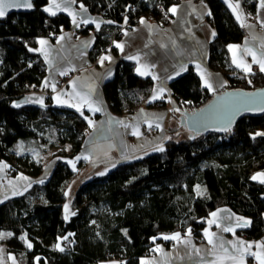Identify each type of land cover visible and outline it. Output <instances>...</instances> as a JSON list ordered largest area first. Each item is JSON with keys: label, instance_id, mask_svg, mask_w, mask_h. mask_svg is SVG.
<instances>
[{"label": "trees", "instance_id": "16d2710c", "mask_svg": "<svg viewBox=\"0 0 264 264\" xmlns=\"http://www.w3.org/2000/svg\"><path fill=\"white\" fill-rule=\"evenodd\" d=\"M179 1L76 0L90 13L106 19L95 31L91 60L96 61L108 49L116 51L114 43L124 35V24L132 27L135 18L144 17L166 23L164 14L170 18L168 9ZM205 1L216 30L209 44V66L225 77L226 89L263 87L264 73L237 70L230 61L228 46L241 43L245 29L223 0ZM48 2L34 0L33 12L0 20V161L5 162L10 178L24 175L39 179L46 168L45 152L57 149L51 158L55 160L51 173L43 183L36 182L0 204V233L13 234L0 239L7 256H13L18 264H37V258L38 264H100L113 259L119 264H141L156 242L167 247L173 244L162 238L165 235L179 232L188 236L190 228L195 242L203 243L209 217L221 207L251 222L235 234L263 238L264 183L252 177L264 171V136H255L264 132V115L243 118L227 134L208 133L190 139L189 132L178 124L180 113L174 111L176 124L169 130L171 139L165 142L163 152L154 150L121 162L109 173L84 182L72 201L75 215L65 219V193L85 167L80 161L75 171L68 160L80 155L90 130L84 117L91 113L85 110L81 115L72 108L53 106L50 97L45 107L15 105L27 93L39 91L47 75L43 58L30 50L35 49L37 39H55L72 25L69 15L52 16L44 11ZM243 3L253 14L258 0ZM92 31L90 24L78 34ZM154 84L151 77L136 72L133 61L120 59L114 76L104 83L103 93L110 111L123 117L143 107L166 106L165 98L149 102ZM170 89L178 108L188 111L202 107L214 95L193 66L172 79ZM177 133L185 137L179 139ZM58 243L63 251L55 247Z\"/></svg>", "mask_w": 264, "mask_h": 264}, {"label": "crops", "instance_id": "0c3cea01", "mask_svg": "<svg viewBox=\"0 0 264 264\" xmlns=\"http://www.w3.org/2000/svg\"><path fill=\"white\" fill-rule=\"evenodd\" d=\"M223 1L228 6L226 0ZM231 2L233 4L237 2L240 4L246 23L252 25L251 28L243 27L246 36L241 43L234 45H240L241 48H243L247 41V46L253 48L259 55L260 45L264 42V27L261 26V22L264 21V9L260 7L259 0L256 11L253 14L245 8L243 0H231ZM50 5L51 0H49L45 8ZM80 5L81 4L77 3L71 5V10L80 13L85 18L91 17L95 19L96 22L100 23V27L106 22L105 17L101 14L90 13L85 6L84 8L87 9V12L84 13ZM173 5L179 6V12L176 15L169 12L170 18L166 23L158 22L150 17L142 18L139 23L126 30L121 39L115 41L114 47L116 51L108 49L94 62L91 60L90 56L95 42V31L98 30L94 23H88L86 25L81 24L79 27H76L72 23L70 29H63L55 39L43 36L36 41L35 49L44 48L50 54L49 59L46 60L41 52L36 51L46 63L47 75L39 91L27 93L21 99L17 100L15 105L45 107L47 105V98L50 97L53 106L77 110L75 107H69L68 104L57 103L55 97L59 95L61 100L75 103V99L67 95V93L73 92L72 82H75V91L82 94L87 93L89 88L94 86L95 93L92 94V99H99L102 101V111L95 113L90 111L91 116H89V118L94 122L95 127L90 126V130L80 152V157H90L89 160H86V167H91L93 175H96V171L100 169L103 170L113 165L116 166L121 162L137 159L154 151L158 146H164L165 142L168 140L164 139V137H169L168 130L174 125L173 122H176L173 109L178 108L177 101L171 93L170 82L177 77L175 71L179 70L181 65H184L186 70L188 67L193 66L200 78L201 75L197 70V65L199 64L201 68H206L207 71L212 74L211 82L215 91H210L213 94L226 89L227 82L225 77L209 66V44L215 38L216 30L209 20L210 15L208 13H211V10L208 3L206 1L197 2L196 0H181ZM228 8L236 18L237 14L234 13L229 6ZM57 13L69 15L67 11H57ZM70 18L72 20L71 16ZM79 18L78 16L77 19ZM142 20L146 23H141ZM237 21L241 25V22L239 20ZM90 24L93 26V31L90 34H78L80 28ZM149 25L151 27H149ZM213 32H215L214 36L212 35ZM60 36H64L65 39L59 40ZM40 40H46L48 44L41 45L39 43ZM87 41H91V43L85 47L84 42ZM118 43L124 45L123 51L116 47ZM108 55L112 57V60H106L103 66H101L98 62L100 57ZM129 56L139 57L141 64L152 66V73L159 77L158 80H154V89L157 85L166 88L163 94V97L167 100L165 107H143L135 114L123 117L116 116L110 111L104 97L103 85L108 79L114 76L120 59L133 61L136 68L140 66L135 59H128L127 57ZM229 57L232 63V52L230 51ZM245 59L251 65V72L254 66H257L259 69V65L252 62L251 56H247ZM232 65L237 70L243 71L241 68H237L233 63ZM186 70L181 71V74ZM61 71L67 74L61 75ZM169 75H172L173 78L167 79ZM149 77L152 78L151 75H149ZM61 78H66L67 82L64 86L59 87L58 83ZM45 80L48 81L47 86L44 85ZM201 81L203 84L202 78ZM53 84L55 85V91H53L52 88ZM221 84H223V87H220ZM159 99L160 98L156 100ZM85 110L89 109L86 106L82 107V111L84 112ZM153 114H156L159 119H154ZM145 116H147L149 121L153 122L151 130L148 129L147 124L144 122ZM119 121H124L125 124L133 126L138 123L139 129L143 135L140 137L132 135L133 128H126L118 123ZM157 122L160 123L163 131L155 127V123ZM147 131L150 132V135L145 136V132ZM93 149H95V151H93ZM0 165L3 166L2 169H0V203H2L7 198L23 194L28 189L17 193L16 191L20 186L19 182L21 181L19 180H21V178L7 177L5 162L0 161ZM261 172L264 171H259L255 175ZM49 175L46 176L43 174L42 178H48ZM14 192L16 194H13ZM214 212L219 214V226L217 223H214L211 226L209 225L206 230L216 234V242L220 240L235 242L239 239L253 244L252 251H258L255 245L264 242V237L261 239H248L245 235L240 236L235 233L233 234V232L223 231V228L227 226L234 227L235 232L248 228L250 224L247 227L235 226L236 217H242L249 221L248 218L235 214L228 207H221ZM229 216L232 217L231 220L224 219V217ZM210 219H212L211 215L209 217V220ZM190 240L191 246L187 248L184 243H177L171 248L163 247V252L156 251L157 246L160 247L161 245L155 244L153 247L155 255L153 254L152 256L143 258L141 264L143 261H151L153 264H209V262L215 259L213 255V246L208 243V237L205 236V241L200 244L195 243L192 238ZM225 247H227L229 251H232L231 245L225 243ZM195 249H200V251L197 253ZM216 252L221 254L219 249H216ZM8 257L10 258L13 256L8 255ZM248 259H251L252 264H258L251 256L246 257V264H248ZM11 264H13V260ZM225 264H229V262H225Z\"/></svg>", "mask_w": 264, "mask_h": 264}, {"label": "snow or ice", "instance_id": "6c2138e0", "mask_svg": "<svg viewBox=\"0 0 264 264\" xmlns=\"http://www.w3.org/2000/svg\"><path fill=\"white\" fill-rule=\"evenodd\" d=\"M228 3V6L232 9L234 13H236V18L241 22L242 27H249L251 28L252 25H248L246 23V20L243 16L242 9L240 8V4L237 2L233 4L231 0H226ZM76 0H51V5L49 7H46L44 11L48 12L50 15L55 16L57 14V11H67L68 14L72 17V23L76 26L79 27L81 24H88V23H94L96 28H100V23L96 22L95 19L88 17L85 18L82 16L80 13L72 11L71 10V5L75 4ZM260 7L264 9V0H259ZM33 7L32 0H0V17H4L7 14V9L10 8H28L31 9ZM80 8L83 10L84 13L87 12V9L84 8V5L81 4ZM168 12L172 13L173 15H176L179 12V6L173 5L168 9ZM209 15L211 13H208ZM80 17L77 19V17ZM110 23V22H109ZM141 23H146L145 21H141ZM261 26L264 27V21L261 22ZM149 27H151L149 25ZM212 35H215V32L212 33ZM64 36H60L59 40H64ZM39 43L41 45H47L48 41L46 40H40ZM85 47H87L88 44L91 43V41L84 42ZM248 42H245V46L241 48L240 45H229V51L232 52V63L237 67L241 68L244 72L246 73H251V65L247 62L245 57L251 56L252 57V62L259 65V71L264 73V42L261 43L260 45V54H257V51H255L253 48L248 47ZM116 47L123 51L124 45L123 44H116ZM31 51H38L41 52L45 59H49V52L46 51L44 48L40 49H30ZM128 59H135L137 63L140 65L139 67L136 68V72L141 75V76H152L153 80H158L159 77L156 76L155 74L152 73L151 65L147 64H141L140 63V58L135 57V56H129L127 57ZM111 61L112 57L110 55L108 56H102L99 59V63L101 66H103L105 61ZM186 70L184 68V65L180 66L179 70L175 71V75L179 76L181 74V71ZM197 70L199 71L201 78L203 80L204 87L208 88L209 90L215 91L213 84L211 82L212 74L207 71L206 68H201L200 65H197ZM61 75L67 74L64 71H61ZM173 76L169 75L167 79H172ZM73 83V92L67 93L69 97H73L75 99V103H69L67 100H61L60 96L58 95L55 97L57 103H63V104H68L69 107H75L77 111L81 112V115H83L82 107L86 106L89 111L95 113V112H100L102 111V101L99 99L93 100L92 99V94L95 93V87L92 86L89 88L87 93H80L75 91V82ZM251 83V81H249ZM44 85H48V81L45 80ZM220 87H223V84L220 85ZM53 91H55V85H52ZM166 91L165 87H162L160 85H157L155 89H153V95L151 96L149 102L155 101L156 99L164 98L163 94ZM254 94L252 93H246V94H239L238 98L236 99H226L224 102L223 106V111L219 114H217L218 119L223 122V128L222 130L224 131H229L231 128V125L235 119V116L243 111H253V110H258L261 112H264V106H260L258 108H253L252 105L254 104V99H253ZM223 99V98H222ZM42 103V101H41ZM19 107V104L16 105ZM174 111H180L179 108L173 109ZM195 115V114H194ZM154 119H159V117L156 116V114H153ZM88 121V124L92 127H95L94 122L87 116L84 117ZM147 124V127L149 130L152 129L153 127V122L149 121L147 116H145V121ZM118 123L122 124L124 127H132V135H135L137 137H140L143 135V133L140 131L138 123L137 125L133 126L130 124H125L124 121H119ZM155 127L157 129H160L163 131L161 128V125L159 122L155 123ZM179 135V133H177ZM255 136H264V132H257L255 133ZM191 138H195L194 136ZM164 139H171V137H164ZM155 151H160L163 152L164 148L163 146H158L154 149ZM95 151V149H93ZM81 158L85 160H89V156H84V157H76V160H80ZM69 163L72 164L73 169H75V161H69ZM115 165H113L114 167ZM2 165H0V169H2ZM104 172L99 173V175H104ZM26 179V178H24ZM253 180H259L261 183H264V172L258 173L257 175L252 177ZM40 183H43V180L40 181ZM13 194H16L15 192ZM66 195L68 193H65ZM198 194L202 195L203 192H198ZM7 198V197H5ZM65 219H68L67 213L69 212V206L66 204L65 206ZM71 215H75L74 212L70 213ZM212 219L208 220V224L211 226L214 223L218 224V219H219V214L217 212L211 213ZM225 220H231L232 217H224ZM236 227H247L251 222L245 220L242 217H236ZM223 231H229L235 233V228L232 226H227L223 228ZM13 235L12 233H0V239H5L7 237H10ZM188 236H191V229H188ZM205 236L208 237V243L213 246V255L215 256V259L209 264H225V262H229V264H246V257L251 256L253 257L258 264H264V242L258 243L255 245V247L258 249V251H252L253 244L248 243L243 240H237L235 242L233 241H223L220 240L219 242H216L215 237L216 234L213 232H209L208 230L205 231ZM164 240H174L177 242H181V234L179 232L171 235V236H163L162 237ZM21 239L26 240V236H22ZM63 239H67V237H64ZM155 239V238H154ZM183 243L185 247L187 248L188 246H191V240L190 239H185L183 240ZM225 243L231 245L232 251H229L227 247H225ZM27 247L31 248L32 244L30 242H27ZM56 248H59V250L63 251V248L60 247V244L55 245ZM216 249L220 250L221 254H218L216 252ZM3 249H0V252H2ZM156 251H161L163 252L162 249L157 246ZM195 251L198 253L200 249H195ZM13 260V264H15V258L10 257ZM39 262V258H37V264ZM0 264H3V258L0 257ZM142 264H153L151 261H143Z\"/></svg>", "mask_w": 264, "mask_h": 264}, {"label": "water", "instance_id": "95a60500", "mask_svg": "<svg viewBox=\"0 0 264 264\" xmlns=\"http://www.w3.org/2000/svg\"><path fill=\"white\" fill-rule=\"evenodd\" d=\"M33 7L31 9L28 8H10L7 9V14L4 17H0V20L6 19L8 16L12 14H22V13H31L35 10V3L32 0ZM252 93L254 94V104L252 107L258 108L260 106H264V86L254 89H225L219 93H215L210 101H208L205 105L200 108L195 109L194 111H188L186 109H180V117H179V126L186 129L189 132V138L197 137L199 135H205L208 133H220L227 134L232 131L237 123L245 117L258 118L264 115V112L253 110V111H243L238 113L235 116V119L231 125L229 131L222 130L223 122H221L217 114L223 111L224 102L226 99H236L239 94ZM223 98V99H222ZM195 114V115H194ZM175 125L176 122H173ZM185 137V134L183 133ZM183 137V138H184ZM194 138V139H195Z\"/></svg>", "mask_w": 264, "mask_h": 264}, {"label": "rangeland", "instance_id": "374dc122", "mask_svg": "<svg viewBox=\"0 0 264 264\" xmlns=\"http://www.w3.org/2000/svg\"><path fill=\"white\" fill-rule=\"evenodd\" d=\"M66 79V78H65ZM66 81H67V79H66ZM174 126V125H173ZM172 126V127H173ZM171 128V127H170ZM170 128H169V130H170ZM169 130H168V132H169ZM148 132V131H147ZM147 132H145V133H147ZM149 135H150V132H149ZM146 136V135H145ZM148 136V135H147ZM169 136H170V134H169ZM183 133H180L179 134V139H183ZM57 151V149L56 148H50V149H48L46 152H45V154H44V159L43 160H45L46 161V168H45V171H44V175H49V173H50V170H51V168H53V165H54V163H55V160L54 159H51L52 158V155H53V153H55ZM79 157H80V155H79ZM69 161H75V171H77V169H78V164L80 163V161H84L85 162V167L78 173V176L75 178V179H73L72 181H71V183L69 184V187H68V190H67V202H66V204L69 206V212L67 213V215H68V218L70 217V213H72V201H73V199H74V197H75V195L77 194V192H78V190H79V188L81 187V185L84 183V182H86V181H88V180H90V179H92L95 175H93V173L91 172L92 171V169H91V167H86V160H83V159H80V160H76V159H74V160H68V162ZM70 165H71V167L73 168V166H72V164L71 163H69ZM113 168H115V167H113V166H110V167H107L106 169H103V170H98V171H96V175H98V176H100L99 175V173H101V172H104L105 174H107V173H109ZM93 171L95 172V170L93 169ZM104 174V175H105ZM43 176V175H42ZM42 176L39 178V179H35V178H29V177H27V176H24V175H19V176H17L18 178H21V180H19V181H21V182H19L20 183V186L18 187V190L16 191L17 193H19V192H23L24 190H26V189H29L31 186H33L36 182H40L42 179H44V178H42ZM8 177V176H7ZM12 178H15V177H12ZM24 178H26V179H24ZM17 180V179H16ZM22 186V187H21ZM4 202V201H3ZM1 204V203H0ZM65 204V205H66ZM92 210H94V209H92ZM95 211V210H94ZM66 213V212H65ZM193 239V241L195 242V240H194V238L192 237V236H183V235H181V242H177V241H174V240H172L173 241V244L170 246V247H168V248H171L173 245H175V244H179V243H183V240H185V239ZM7 238H5V240H6ZM196 243V242H195ZM155 244H158V245H161L160 247H161V249L163 248V247H167L166 245H165V243L163 244V243H160V242H156ZM155 246V245H154ZM153 246V247H154ZM159 247V248H160ZM0 249H3V251L2 252H0V257H2L3 258V264H11V261H12V259L11 258H9L8 256H7V254H6V252H5V247H4V244L0 247ZM167 249V248H166ZM155 255V251H153L152 252V254L151 255H149V256H152V255ZM149 256H146V257H149ZM145 258V257H144ZM120 263V261H118V260H108V261H104V262H101L100 264H119ZM15 264H17V261L15 260Z\"/></svg>", "mask_w": 264, "mask_h": 264}, {"label": "built area", "instance_id": "2783aa9c", "mask_svg": "<svg viewBox=\"0 0 264 264\" xmlns=\"http://www.w3.org/2000/svg\"><path fill=\"white\" fill-rule=\"evenodd\" d=\"M197 2H200V1H205V0H196ZM163 19H164V21L165 22H167L168 20H169V14L168 13H165L164 14V16H163ZM138 18H135V23L137 24V23H139V21L141 20H139ZM135 24V25H136ZM129 28H131L130 27V24L129 23H126V24H124L123 26H122V28H121V31L122 32H125L126 30H128ZM253 71H259V69H258V67L257 66H254L253 67ZM66 79L65 78H61L60 80H59V83H58V86L59 87H62V86H64L65 84H66ZM145 135L147 136V135H149V132H147V133H145Z\"/></svg>", "mask_w": 264, "mask_h": 264}]
</instances>
